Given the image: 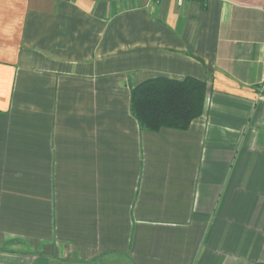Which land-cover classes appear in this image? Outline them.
Segmentation results:
<instances>
[{
    "label": "crops",
    "instance_id": "0c3cea01",
    "mask_svg": "<svg viewBox=\"0 0 264 264\" xmlns=\"http://www.w3.org/2000/svg\"><path fill=\"white\" fill-rule=\"evenodd\" d=\"M264 0H0V264H264ZM196 77L187 130L131 91Z\"/></svg>",
    "mask_w": 264,
    "mask_h": 264
},
{
    "label": "trees",
    "instance_id": "16d2710c",
    "mask_svg": "<svg viewBox=\"0 0 264 264\" xmlns=\"http://www.w3.org/2000/svg\"><path fill=\"white\" fill-rule=\"evenodd\" d=\"M207 84L193 76L183 79L156 77L131 91V111L142 128L187 130L207 104Z\"/></svg>",
    "mask_w": 264,
    "mask_h": 264
},
{
    "label": "built area",
    "instance_id": "2783aa9c",
    "mask_svg": "<svg viewBox=\"0 0 264 264\" xmlns=\"http://www.w3.org/2000/svg\"><path fill=\"white\" fill-rule=\"evenodd\" d=\"M261 87L264 88V69L261 76Z\"/></svg>",
    "mask_w": 264,
    "mask_h": 264
}]
</instances>
